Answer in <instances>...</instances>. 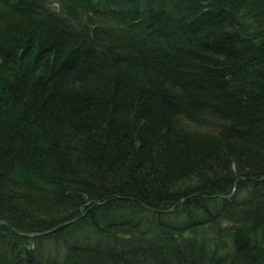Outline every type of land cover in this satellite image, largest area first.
<instances>
[{
    "label": "trees",
    "instance_id": "16d2710c",
    "mask_svg": "<svg viewBox=\"0 0 264 264\" xmlns=\"http://www.w3.org/2000/svg\"><path fill=\"white\" fill-rule=\"evenodd\" d=\"M0 264H264V0H0Z\"/></svg>",
    "mask_w": 264,
    "mask_h": 264
},
{
    "label": "water",
    "instance_id": "95a60500",
    "mask_svg": "<svg viewBox=\"0 0 264 264\" xmlns=\"http://www.w3.org/2000/svg\"><path fill=\"white\" fill-rule=\"evenodd\" d=\"M73 220H74V219H73ZM73 220L65 221V222L59 224L57 227L63 226V225H65V224H68V223L72 222ZM50 230H53V229H50ZM50 230L43 231V233H47V232H49ZM38 233H39V232H33V233L30 232V233H25L24 235H26V236H33V235H37ZM20 234H21V233H20Z\"/></svg>",
    "mask_w": 264,
    "mask_h": 264
}]
</instances>
